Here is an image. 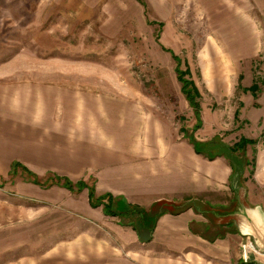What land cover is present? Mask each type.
Wrapping results in <instances>:
<instances>
[{
	"label": "rangeland",
	"instance_id": "rangeland-1",
	"mask_svg": "<svg viewBox=\"0 0 264 264\" xmlns=\"http://www.w3.org/2000/svg\"><path fill=\"white\" fill-rule=\"evenodd\" d=\"M175 68L197 91L198 124ZM15 162L93 195L12 176ZM104 193L113 211L206 213L142 242L150 219L106 216L92 207ZM253 232L264 0H0V264H264Z\"/></svg>",
	"mask_w": 264,
	"mask_h": 264
},
{
	"label": "trees",
	"instance_id": "trees-1",
	"mask_svg": "<svg viewBox=\"0 0 264 264\" xmlns=\"http://www.w3.org/2000/svg\"><path fill=\"white\" fill-rule=\"evenodd\" d=\"M175 72L177 73L176 75V80L179 82L180 84V91L184 96V99L186 100V102L188 103L189 107L192 109L193 111V116L194 119L196 121V123L198 124V104L196 102V98H197V91L195 90V88L193 87V85L190 83V81L183 79L182 77L184 76V72L178 71L177 68H175ZM256 85H251L250 86V90L253 91L256 88ZM197 126H195L196 128ZM189 142L193 147V150L195 153H204L206 156V158H208L209 160L213 159V155H208L209 152L212 150V148L210 146H207V144L203 145V148H199L196 144V142L190 137L189 138ZM235 147V146H234ZM234 148L229 149L230 153L233 151ZM17 170L20 171V173H22L23 175H29L28 178H30V181L33 184H36L38 186H43V187H48L49 185H58L61 188H64L65 190L72 192L74 191H80L82 189H85L88 187L87 189V196L91 197L93 195V188L86 184L84 181L82 180H78L75 183L70 182L67 178L64 177H58L56 175H48L46 178H44V180H36V178L32 175H30L26 168L22 165H20L19 163L15 162L12 164L11 167V171L10 174L13 176V174H15L17 172ZM77 187V188H76ZM98 201H96L94 204H92V207H96L98 205H101L102 207V212H104V214L106 216H113V217H119V216H131V214H138L140 218H138L136 221L139 222L138 224L141 226L145 225V222L143 221V218H145V216L147 218L150 219V221L152 222V226L154 224V221L156 220V218L162 214H177L178 212H180V210H177L176 212H172V211H168L165 208H158L154 211V213L152 214L151 212H147L145 213L142 209L139 208H135V207H131L129 210L132 211L131 214H129V211L127 212L126 210L124 211H113V202L114 200L112 199V197L108 194V193H104L102 195H100L98 198ZM122 205H124L122 202H120ZM161 203V202H160ZM157 204V203H156ZM120 204H117L116 207H118ZM120 205V206H122ZM188 206H184V204L182 205L181 209H185ZM134 209V212H133ZM136 211V212H135ZM152 226L150 227V233L152 230ZM145 229V227H144ZM238 264H244V263H238ZM246 264H254V263H246Z\"/></svg>",
	"mask_w": 264,
	"mask_h": 264
},
{
	"label": "crops",
	"instance_id": "crops-1",
	"mask_svg": "<svg viewBox=\"0 0 264 264\" xmlns=\"http://www.w3.org/2000/svg\"><path fill=\"white\" fill-rule=\"evenodd\" d=\"M159 199H157L156 201H158ZM155 202V201H153ZM153 202H151L150 204H152ZM182 203V202H181ZM186 203V202H185ZM201 204V202H198ZM183 205V204H182ZM202 205H206V204H202ZM199 212V214H202L204 213L205 211H202L200 208L199 209H189L188 207L185 208V209H180V212H178L177 214H163L161 215L160 217H158L155 221H158V223L156 225H154L155 227H153L151 233H150V236L148 239L147 238V234L145 232H142V242H150L152 239H153V235L155 233V229H156V232L158 231H161L165 226L166 224L169 222V221H173L175 224L170 226L169 228V231H176L178 228L177 226H179V222L185 220L186 223H190L191 220H192V217L191 216H194L195 213ZM206 213V212H205ZM203 215V214H202ZM178 217V218H177ZM170 218H175V219H170ZM195 218V217H193Z\"/></svg>",
	"mask_w": 264,
	"mask_h": 264
},
{
	"label": "bare ground",
	"instance_id": "bare-ground-1",
	"mask_svg": "<svg viewBox=\"0 0 264 264\" xmlns=\"http://www.w3.org/2000/svg\"><path fill=\"white\" fill-rule=\"evenodd\" d=\"M245 212L247 213V215L253 219V221L257 222V225L260 224V211L257 208H249V209H245ZM259 227V226H258ZM260 230H263L262 228Z\"/></svg>",
	"mask_w": 264,
	"mask_h": 264
},
{
	"label": "water",
	"instance_id": "water-1",
	"mask_svg": "<svg viewBox=\"0 0 264 264\" xmlns=\"http://www.w3.org/2000/svg\"><path fill=\"white\" fill-rule=\"evenodd\" d=\"M253 234L255 235V237L257 238V243L259 245V248L261 250H264V235L262 236V238H260V236L256 235L255 232H253Z\"/></svg>",
	"mask_w": 264,
	"mask_h": 264
}]
</instances>
